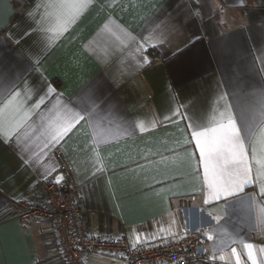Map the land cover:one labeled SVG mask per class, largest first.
Listing matches in <instances>:
<instances>
[{"label":"crops","instance_id":"1","mask_svg":"<svg viewBox=\"0 0 264 264\" xmlns=\"http://www.w3.org/2000/svg\"><path fill=\"white\" fill-rule=\"evenodd\" d=\"M13 4L19 11L0 31V264H60L54 226H23L9 208L10 200L37 201L32 185L60 176L56 147L78 183L90 234L168 243L182 230L202 229L205 264H252L249 243L261 264L264 8L253 0ZM162 33L166 42L137 48L141 37ZM49 86L55 92L36 108ZM85 109L90 116L53 141ZM229 117L243 129L252 182L215 200L194 133ZM220 165L232 171L226 161ZM86 264L122 263L92 254Z\"/></svg>","mask_w":264,"mask_h":264},{"label":"built area","instance_id":"2","mask_svg":"<svg viewBox=\"0 0 264 264\" xmlns=\"http://www.w3.org/2000/svg\"><path fill=\"white\" fill-rule=\"evenodd\" d=\"M52 153L63 181L57 184L52 178L39 180L32 185L37 201L10 200L9 208L23 226L29 222H47L54 226L60 264H86L92 254L117 256L122 264H205L202 229L182 230L176 240L168 243L133 244L124 234L115 239L90 234L87 211L78 197V183L62 151L56 147ZM180 207L184 210L188 203L182 202Z\"/></svg>","mask_w":264,"mask_h":264},{"label":"snow or ice","instance_id":"3","mask_svg":"<svg viewBox=\"0 0 264 264\" xmlns=\"http://www.w3.org/2000/svg\"><path fill=\"white\" fill-rule=\"evenodd\" d=\"M128 39L135 41L136 38L129 36ZM151 39H158L162 44L163 42H166L167 35L162 33L158 37H141L142 43H137V48L143 51L145 47L150 49L157 47L158 45L148 44V40ZM143 59L145 63H150L147 56L143 57ZM37 63H39V61H37ZM262 63H264V61H262ZM54 92L55 89L49 86L47 91L44 93V96L40 98V102L35 105V107L39 108L40 104L44 103L45 97L49 93ZM19 95V93H16L17 97ZM90 99L93 104H96L99 98ZM177 114L182 115L181 113ZM85 115L90 116V112L87 109H85L84 114H77L74 116L72 121H70L67 126L58 131L53 136V141L59 140L65 133L68 132L72 123L83 120ZM27 118L28 114L26 113L21 120L16 123L15 128H20ZM166 119L168 118L166 117ZM193 127H196V125L193 124ZM242 130V128L237 127L235 120L229 117L226 125L220 124L218 128L211 129L209 132L194 133L195 143L199 148V155L203 161L204 174L205 177L208 178V194L215 200H220L222 198L227 200L228 197L235 195L236 192L243 191V189L252 182V173L244 159L245 152L244 141L241 135ZM221 160L231 164L232 171H228L223 168L220 165ZM63 179V176H57L54 183L60 184ZM260 194L264 196V181L260 184ZM204 202L208 203L207 200ZM208 238L211 239L212 237L209 236ZM253 247L254 246L250 243L245 244L248 259L252 260V264H256L252 251ZM232 251L233 253H236L235 248H233ZM237 264H239V260L237 261ZM261 264H264V261H262Z\"/></svg>","mask_w":264,"mask_h":264},{"label":"water","instance_id":"4","mask_svg":"<svg viewBox=\"0 0 264 264\" xmlns=\"http://www.w3.org/2000/svg\"><path fill=\"white\" fill-rule=\"evenodd\" d=\"M14 1L19 0H0V31L6 29L13 21L15 14L19 11L17 8H14Z\"/></svg>","mask_w":264,"mask_h":264},{"label":"trees","instance_id":"5","mask_svg":"<svg viewBox=\"0 0 264 264\" xmlns=\"http://www.w3.org/2000/svg\"><path fill=\"white\" fill-rule=\"evenodd\" d=\"M251 0H249L250 2ZM253 2L255 3V5L259 6L260 8H264V2L260 1V0H253ZM251 5V4H249Z\"/></svg>","mask_w":264,"mask_h":264},{"label":"rangeland","instance_id":"6","mask_svg":"<svg viewBox=\"0 0 264 264\" xmlns=\"http://www.w3.org/2000/svg\"><path fill=\"white\" fill-rule=\"evenodd\" d=\"M260 1L264 2V0H260Z\"/></svg>","mask_w":264,"mask_h":264}]
</instances>
